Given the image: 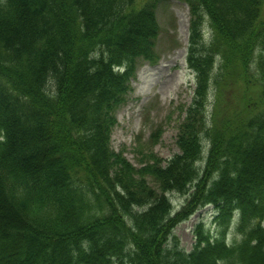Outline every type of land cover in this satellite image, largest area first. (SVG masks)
Masks as SVG:
<instances>
[{"label":"trees","instance_id":"obj_1","mask_svg":"<svg viewBox=\"0 0 264 264\" xmlns=\"http://www.w3.org/2000/svg\"><path fill=\"white\" fill-rule=\"evenodd\" d=\"M139 1H0V264H264V0H187L179 153L135 168L111 135L139 61H157L156 2ZM205 206L223 229L199 223L187 253L172 232Z\"/></svg>","mask_w":264,"mask_h":264},{"label":"rangeland","instance_id":"obj_2","mask_svg":"<svg viewBox=\"0 0 264 264\" xmlns=\"http://www.w3.org/2000/svg\"><path fill=\"white\" fill-rule=\"evenodd\" d=\"M3 1V0H0ZM149 0H140V4ZM156 2L158 36L155 42L157 61L151 63L140 60L137 75L132 81V91L123 106L116 112L117 124L111 135V147L122 152L135 168H141L147 157L153 153L166 163L179 153L176 141L186 117V110L193 101L197 87L195 73L188 67L187 55L190 36V7L187 0H151ZM206 19L204 23V42L211 40V30ZM206 99V110L210 117L214 107V90H210ZM158 135V142L155 138ZM203 160L197 162L204 167L208 156L209 144L202 140ZM149 183L158 190V185L149 177ZM177 193H170V202L175 211L187 199ZM212 206L197 210L188 220L181 221L173 230L172 240H177L185 252L192 251L196 238L195 229L199 223L205 224V231L219 236L223 229L215 219ZM239 217L235 216L226 234L229 244L240 241L237 233ZM264 226V225H263Z\"/></svg>","mask_w":264,"mask_h":264}]
</instances>
